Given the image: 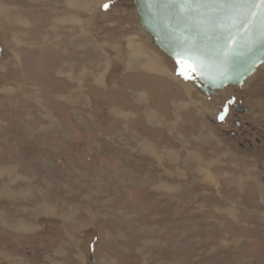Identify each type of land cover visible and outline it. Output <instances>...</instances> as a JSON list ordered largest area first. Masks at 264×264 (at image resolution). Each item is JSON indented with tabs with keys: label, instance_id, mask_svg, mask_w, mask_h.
<instances>
[{
	"label": "rangeland",
	"instance_id": "374dc122",
	"mask_svg": "<svg viewBox=\"0 0 264 264\" xmlns=\"http://www.w3.org/2000/svg\"><path fill=\"white\" fill-rule=\"evenodd\" d=\"M135 18L0 0V264H264V72L209 99Z\"/></svg>",
	"mask_w": 264,
	"mask_h": 264
},
{
	"label": "water",
	"instance_id": "95a60500",
	"mask_svg": "<svg viewBox=\"0 0 264 264\" xmlns=\"http://www.w3.org/2000/svg\"><path fill=\"white\" fill-rule=\"evenodd\" d=\"M151 43L205 96L244 90L264 72V0H131ZM4 48L0 41V61ZM180 63H177V60Z\"/></svg>",
	"mask_w": 264,
	"mask_h": 264
},
{
	"label": "flooded vegetation",
	"instance_id": "af4514ba",
	"mask_svg": "<svg viewBox=\"0 0 264 264\" xmlns=\"http://www.w3.org/2000/svg\"><path fill=\"white\" fill-rule=\"evenodd\" d=\"M232 90H235L236 92H238L241 89H237V88L233 87ZM227 91H226V94H228ZM229 96L230 97L226 103V107L229 110L233 109V111H235V113H234L235 117L230 119V117L228 116V112L225 111L226 113L224 112V114H221L219 116L220 121L219 120L218 121L221 125H227L230 122L232 123L233 128H230L229 130L226 131V135L228 137H230L231 139H234V138L236 139L238 137V138H243L245 140H249V142H252L253 133L249 130H246V128H245L246 125H244V121L242 120V115L248 114L249 108L243 107V104L239 105L240 96H236L232 93ZM237 101H238V103H237ZM255 129H257V128H255ZM261 140L264 141V135L261 136V138H256L257 142H259ZM239 145L243 146L244 144L240 141Z\"/></svg>",
	"mask_w": 264,
	"mask_h": 264
},
{
	"label": "bare ground",
	"instance_id": "6f19581e",
	"mask_svg": "<svg viewBox=\"0 0 264 264\" xmlns=\"http://www.w3.org/2000/svg\"><path fill=\"white\" fill-rule=\"evenodd\" d=\"M75 7V6H74ZM80 8V7H79ZM80 9H82V8H80ZM85 9V8H84ZM74 19V18H73ZM76 20V19H75ZM74 20V21H75ZM78 20V19H77ZM132 42V40L131 39H129L128 40V44H130ZM149 57V56H148ZM151 58V57H150ZM143 60V59H142ZM157 63V62H156ZM155 62H154V60H148L147 62H146V64H147V67H150V70L152 71V72H155V73H161L162 75H170V77H172L173 76V78H176V76H175V74H174V72H172L171 70H165V68H162L161 66H159L158 64H156ZM258 78V77H257ZM175 80V79H174ZM192 82V81H191ZM191 85V84H190ZM192 86V85H191ZM250 86V85H249ZM193 88V87H192ZM195 89V88H194ZM249 89V88H248ZM190 91V90H189ZM189 91H187L188 93H187V95L188 96H190L189 95ZM227 91V90H226ZM225 94H226V92H225ZM196 95H197V93H196ZM218 96H221V95H217V97ZM190 98L192 99V97L190 96ZM191 99H189V100H191ZM209 99H210V97H209ZM205 101V100H204ZM206 105V104H205ZM204 104H203V106H205ZM206 109V108H205ZM211 109V108H210ZM204 110V109H203ZM206 111V110H205ZM252 112V110L251 109H249V113L248 114H250ZM213 113V112H212ZM207 114V113H206ZM257 114V113H256ZM154 118V117H153ZM150 119H152V117H150ZM256 121V120H255ZM169 153V152H168ZM168 155V157H175V155L174 154H167ZM103 183V182H102ZM100 188V187H99ZM100 190H101V188H100ZM112 191H111V193H117V191H114V188L113 189H111ZM99 191H97V193H98ZM110 192V191H109ZM93 194V193H92ZM108 194V193H107ZM94 195V194H93ZM106 195V194H105ZM185 195H187V194H185ZM183 196V195H182ZM108 203H110V201L108 202ZM97 205V204H96ZM98 206H99V204H98ZM42 208V207H41ZM49 208V207H48ZM107 210H106V212H110V207L109 206H107V207H105ZM50 209V208H49ZM93 210V209H92ZM26 226V225H25ZM23 228V227H22ZM154 231V230H153ZM159 231V230H158ZM146 232V231H145ZM153 233H155V232H153ZM154 240V239H153ZM149 243H152V239H148L147 240ZM147 241H145L146 242V244H148L147 243ZM149 245V244H148ZM146 246V245H145Z\"/></svg>",
	"mask_w": 264,
	"mask_h": 264
},
{
	"label": "snow or ice",
	"instance_id": "6c2138e0",
	"mask_svg": "<svg viewBox=\"0 0 264 264\" xmlns=\"http://www.w3.org/2000/svg\"><path fill=\"white\" fill-rule=\"evenodd\" d=\"M105 7H107V5H105ZM177 63L178 64L180 63L179 59L177 60ZM194 70L195 69H194V67L192 65L189 64V65L186 66V71H194ZM185 78H187V76Z\"/></svg>",
	"mask_w": 264,
	"mask_h": 264
},
{
	"label": "crops",
	"instance_id": "0c3cea01",
	"mask_svg": "<svg viewBox=\"0 0 264 264\" xmlns=\"http://www.w3.org/2000/svg\"><path fill=\"white\" fill-rule=\"evenodd\" d=\"M195 96H196V95H195ZM188 98L191 99L190 96H188ZM193 103H194V101H193ZM180 104H181V105L184 104L183 107H186V106H188V105H192V104L189 103L188 101H187L186 103H183V102H182V103H180ZM185 104H186V105H185Z\"/></svg>",
	"mask_w": 264,
	"mask_h": 264
}]
</instances>
